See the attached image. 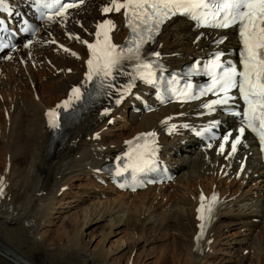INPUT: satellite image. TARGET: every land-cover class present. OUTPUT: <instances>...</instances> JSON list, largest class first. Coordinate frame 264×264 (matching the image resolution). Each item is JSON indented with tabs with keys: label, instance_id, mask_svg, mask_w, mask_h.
I'll return each instance as SVG.
<instances>
[{
	"label": "bare ground",
	"instance_id": "bare-ground-1",
	"mask_svg": "<svg viewBox=\"0 0 264 264\" xmlns=\"http://www.w3.org/2000/svg\"><path fill=\"white\" fill-rule=\"evenodd\" d=\"M5 1H12L18 9L24 7L23 0ZM86 6L74 9L58 27H42L39 40H32L28 49L20 42L19 51L8 61L0 56V246L10 253L7 256L0 250V264H19L21 260L27 264H112V253L121 254L115 260L119 263L123 250L131 255L139 244H146L142 239L148 230H158L166 237L173 232L176 254L171 258L177 256L178 264H264V162L247 135L241 137L232 152V141L238 133L228 121L221 138L209 145H202L190 133L201 126L221 127L224 120L214 118L216 113L196 118L205 110L195 105H155L151 113L140 110L136 114L133 109L140 107L134 97L147 95L146 89L136 87L109 111L110 102L88 111L78 123L64 130L58 142H53L56 129L46 119V113L51 108L59 110L61 99L71 101V89L84 84L87 45L103 36L100 32L97 36V26L110 20L109 33L116 44L123 43L127 36L122 28V12L102 11L112 6V0H88ZM222 34L196 30L177 19L164 28L154 47L165 67L180 68L213 50L231 55L236 44L234 35L228 31L227 40L218 45L216 41ZM6 67L12 74L21 73L24 79L15 84L2 81ZM44 94L48 96L46 101ZM108 120L114 125L108 127ZM120 122L122 126L115 127ZM150 132L159 140L160 157L177 174L175 187H149L128 195L108 185L107 193H103L97 183L87 200L83 199L86 190L81 194L72 192L77 185L70 181H79L89 173L106 181L100 167L125 156L132 151L139 134ZM202 195L205 207L198 212ZM213 197L209 213L207 206ZM69 199L76 203L73 217L67 218L71 226H63L64 217L57 215L61 236L50 242L49 237L39 233L40 223ZM201 215L203 220L198 219ZM100 224V243L95 251L89 250L90 241L87 243L84 237ZM123 227L130 232L132 244L122 242L109 253L106 242ZM235 229L246 234L231 233ZM160 238L162 235V241ZM148 239L145 241H154ZM230 241L235 245L231 251L240 250L236 259L228 250ZM243 251L252 254L251 261V255L242 257ZM161 261L164 264L165 259ZM130 262L125 264H133Z\"/></svg>",
	"mask_w": 264,
	"mask_h": 264
},
{
	"label": "snow or ice",
	"instance_id": "snow-or-ice-1",
	"mask_svg": "<svg viewBox=\"0 0 264 264\" xmlns=\"http://www.w3.org/2000/svg\"><path fill=\"white\" fill-rule=\"evenodd\" d=\"M35 2L38 6L48 9L60 5L56 12L60 16H63L67 9L75 6L74 4H61L60 0H35ZM3 6L4 0H0V9H3ZM121 9L125 10L126 19H128L129 12H131L132 19H128V23L133 33H136L133 20L143 25L154 24L156 28H159L164 20L174 15H188L198 21L201 19L207 20L208 17H211L213 21H217L211 26L216 27L238 25L243 42L242 64L244 70L237 72L235 67H228L215 83H220L225 94L231 88L239 87L241 96L247 105L243 113V119L246 122L245 127L255 132L259 136L261 144H264V0H123V2L112 0V6L105 7L102 11L104 13L113 10L119 12ZM47 19L51 20L52 17L48 16ZM104 26L111 27L112 22L105 20L102 25L97 27L99 29ZM146 30L151 31V27ZM136 34L139 35L138 33ZM99 35L98 31L97 36ZM142 42L143 39L141 38ZM87 46L93 57L87 61L89 66L87 78L91 79L93 74H110L112 67L120 59V56L116 54L115 46L108 44L99 54L96 51V45L88 44ZM136 47L138 50L140 44H137ZM72 54L75 55V53ZM216 59L219 61V56ZM142 66L145 69L151 68L150 64H143ZM216 67H221V65L217 63ZM151 75V71H148L147 76L150 77ZM237 76L241 78L239 83L236 81ZM79 91L78 88H74L72 93L77 94V98H79ZM119 102L118 100L117 103ZM68 103L69 101H65L64 106H67ZM215 103H227V97ZM48 115L52 117L55 113L50 111ZM49 123L53 127L57 126L51 119ZM245 127L239 129L241 135H237L232 141L233 153L236 151V145L241 141ZM147 135L151 136L154 134L149 133ZM224 139L227 141L228 137L226 136ZM221 150H223V144L221 145ZM204 200L205 198L202 195L201 208L197 209L198 212L204 209ZM214 200L215 197L208 203L207 211L209 213L212 211L211 205ZM198 219L203 220L204 216L201 215ZM201 228H203V224H201Z\"/></svg>",
	"mask_w": 264,
	"mask_h": 264
},
{
	"label": "rangeland",
	"instance_id": "rangeland-1",
	"mask_svg": "<svg viewBox=\"0 0 264 264\" xmlns=\"http://www.w3.org/2000/svg\"><path fill=\"white\" fill-rule=\"evenodd\" d=\"M28 58H30V56H28ZM70 71H71L70 69L67 70L68 73H70ZM22 79H24V78L21 76V73L20 74L19 73L12 74V73H10V70H8V67H6L5 69H3L2 76H1V80L2 81L7 82L9 84H15L18 80L22 81ZM37 81H41V80H38L37 79ZM1 94H3L2 91H1ZM3 95H2V97H3ZM20 97H23V93L20 94ZM42 98H44L45 99L44 101H46V99L48 98L47 94L42 95ZM0 99H1V97H0ZM22 105L23 104H20V107H22ZM128 118H129V116L127 117V119ZM120 123H121V125L120 124H116L115 127L118 128V126H122L123 122H120ZM107 125H108V127H111L114 124H113V122L111 120L110 121L108 120ZM116 133H118V131H116ZM0 147H1V142H0ZM0 153H1V148H0ZM182 164H183V162L180 163V165H179L180 168L183 166ZM0 171H1V168H0ZM89 175L90 176H86L83 179L81 178L79 181H74V182H71L70 181V184L72 183L71 185H73V183L75 185H77V186H74L72 188V192L75 191L73 193H76V192L79 191V193L81 194V192L83 190H86L87 191L86 193H83V199L84 200H87V198L92 197L94 191L96 190L95 184L98 183V180L95 179L94 176H91V173H89ZM98 185L100 186V189L101 190L100 189L99 190L101 192L104 191L105 193H107L106 191H108V190H107V187L104 184H98ZM169 185H173L175 187V185L173 183L172 184H169ZM63 191H66V190H63ZM67 192H69V191H67ZM71 201H74V199L65 200V203H64L63 206L59 207V205H58L56 207V210L54 211L55 212L54 215L48 213L46 215V219H44L45 221H43V222L40 223V228L38 227L39 228L38 229L39 233H41V234L44 233V235L47 238L49 237L48 239H49L50 242L55 241L54 239H57L59 236H61V233L60 232L62 230V225L60 224L59 220H57V218H56L57 215H60L61 217H64L65 222L63 223V226H65V225H67V226L70 225L71 226V223H67V218H72L73 217L72 215L75 212L74 205L76 204L75 202H71ZM67 207H69V208H67ZM57 212H59V213H57ZM130 212H132V214H133V211L132 210ZM47 219L49 221L52 220L53 222L52 223H49V221ZM101 228H103L102 224L96 226L93 229V231H90V230L87 231V235L84 237V241H86L87 243L90 241L89 250H92V251L94 250L95 251V248L97 247V244L100 243V235H101L100 232L102 231ZM123 229H124V227H123ZM120 231L115 230L114 234H112L109 237V240L106 242L105 249L107 250V248L110 247L109 253H111V250L112 249L115 250L117 247H119L122 242L124 244L127 243L128 245L132 244L133 241H131L130 232H128L127 229H124L123 231L120 230ZM235 232H236V234H240V235H245L246 234V232H243L242 229L241 230L240 229L239 230L238 229H235L231 233H235ZM161 233L162 232H160L158 230H152V231L148 230V231H146L144 233V235L146 236V238L142 239L143 240V243H146L144 246H143V244H139V246L137 247V249H135L134 251L131 252V255L128 254L127 249L123 250L124 255L122 256V259L120 260L119 263L116 262L115 260H116V257L117 256L118 257H121V254L118 255V254L112 253L109 256V259L111 260V263L112 264H125L126 262L132 261L133 264H161L162 263L161 259L162 260L165 259L164 264H178V257L177 256L174 259L171 258V255L172 254H176V253H173V252H175L173 249L175 248V244H176V240L175 239H172L173 238V235H172L173 232H172V234L170 233V236L171 237L168 236V235L166 237L164 235V233H162V234ZM156 234L158 235V237H157ZM161 235H162V238H160V239H162V241L159 240V237H161ZM163 236H165V238ZM152 238H154V241L153 242H151V241L146 242L145 241L146 239L150 240ZM156 239H158V240H156ZM135 240H137V235L135 236ZM163 240H164V242H163ZM173 240L175 241V244L172 243ZM230 243H231V245L228 246L229 247L228 248L229 251L233 250V247L235 246L231 241H230ZM239 251L240 250L231 251L232 252V256L231 257L233 259H236L237 255H240ZM241 255L245 259L247 257H249V255H251L248 260H250V261L252 260V254L251 253L249 254V252L247 253V251H243ZM161 256H162V258H161ZM216 256H221V255L216 254ZM173 260H175L176 262L173 261ZM248 260L246 262H248ZM132 262H130V263H132ZM249 263L250 262H248L246 264H249ZM220 264H233V263H223V262H221Z\"/></svg>",
	"mask_w": 264,
	"mask_h": 264
}]
</instances>
